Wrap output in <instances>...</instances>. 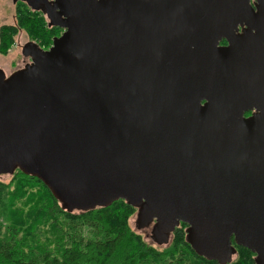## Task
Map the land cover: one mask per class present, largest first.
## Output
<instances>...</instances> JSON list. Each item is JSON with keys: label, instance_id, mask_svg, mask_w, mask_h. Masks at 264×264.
Instances as JSON below:
<instances>
[{"label": "water", "instance_id": "obj_1", "mask_svg": "<svg viewBox=\"0 0 264 264\" xmlns=\"http://www.w3.org/2000/svg\"><path fill=\"white\" fill-rule=\"evenodd\" d=\"M18 1L62 32L0 68V176L36 177L69 213L120 199L157 244L182 222L198 256L264 264V0Z\"/></svg>", "mask_w": 264, "mask_h": 264}, {"label": "trees", "instance_id": "obj_2", "mask_svg": "<svg viewBox=\"0 0 264 264\" xmlns=\"http://www.w3.org/2000/svg\"><path fill=\"white\" fill-rule=\"evenodd\" d=\"M15 12V23L0 26L1 55L7 54L19 30L45 49L61 32L24 2L16 3ZM9 184L12 189L0 181V236H5L0 239V264H218L193 252L184 238L185 223L174 229L168 247L157 250L129 228L136 209L123 200L69 213L36 177L16 169ZM235 248L227 264H255L249 249Z\"/></svg>", "mask_w": 264, "mask_h": 264}, {"label": "rangeland", "instance_id": "obj_3", "mask_svg": "<svg viewBox=\"0 0 264 264\" xmlns=\"http://www.w3.org/2000/svg\"><path fill=\"white\" fill-rule=\"evenodd\" d=\"M17 2H18V0L16 2H13V0H0V26L3 25V24H13V23H15V13H16L15 12V5H16ZM43 16H44V19H45V23L47 25L48 24V19L46 18V16L44 14H43ZM61 32H62V29H61ZM14 39H15L14 44L10 47V49L7 52V54L6 55H1L0 54V68L5 72L6 75H8L9 73H11L12 71H14L17 68L22 67L23 64H24V60L26 58H29V57H26V56L22 55L21 47L25 43H27L28 41H33V42L37 43L35 40L31 39L26 34V32L23 31V30H19L18 33L15 35ZM13 173L9 174V175L6 174V175H1L0 176V181L3 184H7V188L8 189H12V187H13V185L9 184L11 182ZM2 190H4V189H2ZM58 204L60 206L59 202H58ZM73 212H79V211H73ZM128 226H129L130 229L133 230V232L139 234L142 237V239L147 244L153 246L157 250H162V249L168 247L170 245V243L172 242V234H173V232L169 235V240H168L167 243H163V244L155 243V241L150 237L152 235V233H151L152 226L151 225H149L147 227H138L137 226L136 211L128 219ZM4 237H5L4 235H1L0 239H3ZM184 238H185V236H184ZM234 257L235 256H233V258Z\"/></svg>", "mask_w": 264, "mask_h": 264}, {"label": "flooded vegetation", "instance_id": "obj_4", "mask_svg": "<svg viewBox=\"0 0 264 264\" xmlns=\"http://www.w3.org/2000/svg\"><path fill=\"white\" fill-rule=\"evenodd\" d=\"M221 43V42H220ZM222 44V43H221ZM30 61V59L29 58H26L25 60H24V64H26L27 62H29ZM23 64V65H24ZM247 114H249V113H247Z\"/></svg>", "mask_w": 264, "mask_h": 264}]
</instances>
